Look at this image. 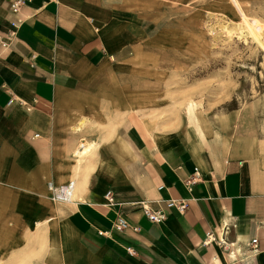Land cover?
I'll list each match as a JSON object with an SVG mask.
<instances>
[{"label": "crops", "instance_id": "0c3cea01", "mask_svg": "<svg viewBox=\"0 0 264 264\" xmlns=\"http://www.w3.org/2000/svg\"><path fill=\"white\" fill-rule=\"evenodd\" d=\"M13 1L0 0V235L23 238L21 264H264V95L225 130L208 121L216 135L145 123L139 96L125 104L109 82L125 67L108 0ZM82 141L94 149L77 168ZM70 180L73 201H51L47 184ZM117 214L137 230L114 229Z\"/></svg>", "mask_w": 264, "mask_h": 264}, {"label": "rangeland", "instance_id": "374dc122", "mask_svg": "<svg viewBox=\"0 0 264 264\" xmlns=\"http://www.w3.org/2000/svg\"><path fill=\"white\" fill-rule=\"evenodd\" d=\"M237 2L108 0L105 26L122 39L117 55L125 67L124 75L109 82L123 87L125 104L131 105L132 94L139 96L134 108L145 123L192 128L186 108L193 103L205 136L216 135L210 123L225 130L222 120L238 121L264 95V49L242 18L243 13L261 26L264 43V0ZM121 112L108 108L111 116ZM23 247V238L0 235V264L28 262L18 251Z\"/></svg>", "mask_w": 264, "mask_h": 264}, {"label": "built area", "instance_id": "2783aa9c", "mask_svg": "<svg viewBox=\"0 0 264 264\" xmlns=\"http://www.w3.org/2000/svg\"><path fill=\"white\" fill-rule=\"evenodd\" d=\"M23 3V0H16L13 1L11 3V8L13 12L18 11L19 6ZM13 28L17 27V23L13 22L11 23ZM37 136V135H35ZM198 175V173H196V176ZM195 176V177H196ZM196 178H190L186 181V185L188 187H190V185L195 181ZM47 188L49 190V195H50V199L53 202H57V203H69L73 200H71V195L73 192V182H67L61 185H55L52 182H49L47 184ZM104 199L106 200L108 205H113L114 204V194L111 191H108L105 193L104 195ZM166 208H171V207H175L180 213H183L188 205L186 203L185 200H168L165 203ZM142 210L144 212V214L146 215V217L152 221V222H162L165 219V213L163 210H158V211H151L148 208H146L144 205H142ZM113 228L116 230H123L127 227L132 228L133 230H137V227H131L128 223V221L126 220V218L122 215V214H117L116 218L113 221ZM253 243L256 242V240L254 239L252 241ZM212 243H216V245L218 247H220L221 249H225L227 246V241L224 238H216L214 236V234L212 232L207 233L205 239L203 240V245H209ZM127 251L130 252V249H127Z\"/></svg>", "mask_w": 264, "mask_h": 264}, {"label": "bare ground", "instance_id": "6f19581e", "mask_svg": "<svg viewBox=\"0 0 264 264\" xmlns=\"http://www.w3.org/2000/svg\"><path fill=\"white\" fill-rule=\"evenodd\" d=\"M234 1H235V5L239 6L237 0H234ZM242 18H243V22H244L245 29L247 30V32L264 49V43L260 39V36H261V26L255 20H252V21L248 20L246 18V16H244L243 13H242ZM193 106H194V104L191 103L189 106H187V108L185 107L186 108V113H187V116H188L187 117L188 122L195 127V130L197 131V134L198 135H200L201 137H204L205 136V128L202 125L200 119L198 117L194 116V114H193V108H192ZM84 141L78 142V144H77V146L75 148V151H74V156H76L77 168L79 167V165L82 162L85 161V158H89V157H87L88 154H91L93 152V149H94V143L93 142H89V141L88 142H84ZM123 146H124V149L125 150H129V152H130V149H132L131 146H130V144H129V142H127V141H124ZM87 162H89V161H87ZM70 181L73 182V192H72V195H71V200H73L76 180H70ZM70 181H68V182H70Z\"/></svg>", "mask_w": 264, "mask_h": 264}]
</instances>
